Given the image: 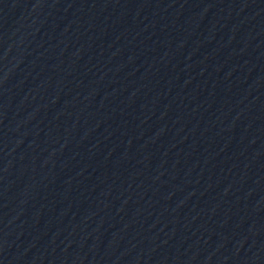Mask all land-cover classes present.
Masks as SVG:
<instances>
[{"label": "water", "instance_id": "95a60500", "mask_svg": "<svg viewBox=\"0 0 264 264\" xmlns=\"http://www.w3.org/2000/svg\"><path fill=\"white\" fill-rule=\"evenodd\" d=\"M0 264H264V0H0Z\"/></svg>", "mask_w": 264, "mask_h": 264}]
</instances>
